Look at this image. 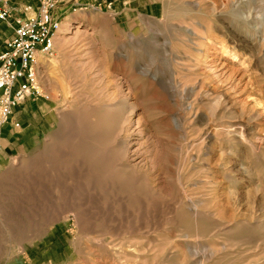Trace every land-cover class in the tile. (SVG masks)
Listing matches in <instances>:
<instances>
[{
    "label": "rangeland",
    "instance_id": "rangeland-1",
    "mask_svg": "<svg viewBox=\"0 0 264 264\" xmlns=\"http://www.w3.org/2000/svg\"><path fill=\"white\" fill-rule=\"evenodd\" d=\"M55 14L48 99L2 146L0 264H264V0H70ZM125 95L143 135L103 110Z\"/></svg>",
    "mask_w": 264,
    "mask_h": 264
},
{
    "label": "built area",
    "instance_id": "built-area-1",
    "mask_svg": "<svg viewBox=\"0 0 264 264\" xmlns=\"http://www.w3.org/2000/svg\"><path fill=\"white\" fill-rule=\"evenodd\" d=\"M33 2L15 8L0 0V22L13 25L12 36L0 49V139L16 106L28 98L48 99L40 85V59L55 55L60 28L55 8L60 0ZM13 126L19 127V123ZM1 152L0 142V157Z\"/></svg>",
    "mask_w": 264,
    "mask_h": 264
},
{
    "label": "crops",
    "instance_id": "crops-1",
    "mask_svg": "<svg viewBox=\"0 0 264 264\" xmlns=\"http://www.w3.org/2000/svg\"><path fill=\"white\" fill-rule=\"evenodd\" d=\"M68 1H70V0H60L59 3H62V2L67 3ZM18 2H19L18 0H14L13 4L15 3V6H13V5H10V6L17 8L18 6L23 5V4H19ZM16 3H18V4H16ZM18 12L20 13V11H18ZM1 23H3V24H1V26H0V41H1L0 49L3 47L4 42L7 39H9L13 34V30H12L13 25L12 24L4 23V22H1ZM4 26L8 28V32H3L1 30V27H4ZM36 99L37 98H28L12 110V114L10 116L8 124H6L2 128L1 139H0L2 146H9L12 143L19 142V140H21L23 138V135H22V137L18 136L19 134H18V131L16 129H19L20 127H22L25 121H29L30 119H32L34 121L33 117L29 115L28 110L37 107V105H38V107L40 106V103L39 104L34 103V100H36ZM27 101H30L29 104H27L28 103ZM19 120H21L23 122L21 125L18 122ZM14 122H18L19 127H14L13 126ZM7 125L10 126L9 135L4 136L3 132L4 131L6 132L5 129H6Z\"/></svg>",
    "mask_w": 264,
    "mask_h": 264
},
{
    "label": "bare ground",
    "instance_id": "bare-ground-1",
    "mask_svg": "<svg viewBox=\"0 0 264 264\" xmlns=\"http://www.w3.org/2000/svg\"><path fill=\"white\" fill-rule=\"evenodd\" d=\"M76 27H78V25L77 26H73V28H76ZM63 28V27H62ZM61 30V29H60ZM83 31V30H82ZM58 42V41H57ZM59 43V42H58ZM222 66V65H221ZM130 74V73H129ZM123 81H125V80H123ZM120 83V82H119ZM125 83H126V81H125ZM124 83V84H125ZM121 84H122V82H121ZM120 84V85H121ZM127 84V83H126ZM119 85V84H118ZM62 86V85H61ZM129 85H127V87H128ZM68 87V86H67ZM62 88V87H61ZM60 88V89H61ZM123 88V87H122ZM67 90V89H66ZM114 91V90H113ZM116 91V90H115ZM123 91V90H122ZM125 92H126V90H125ZM127 92H128V90H127ZM67 93V92H66ZM113 93H115V92H113ZM118 93V92H117ZM120 93V92H119ZM118 93V94H119ZM127 94V93H126ZM97 95V94H96ZM100 95V94H99ZM98 95V96H99ZM115 95V94H114ZM101 96H103L102 94H101ZM106 96H107V94H106ZM109 96V95H108ZM107 96V97H108ZM96 97V96H95ZM100 97V96H99ZM105 97V96H104ZM110 97H111V95H110ZM119 97V96H118ZM115 98H116V96H115ZM122 98V97H121ZM108 100V99H107ZM121 101L117 104V107L116 106H114V104L113 105H108L107 104V102H106V105H108V106H103V110L105 111V110H111V112L113 111V110H115V108H117V110H116V114H117V112H118V110H120L121 112H119L118 114H117V121L119 122V126H125V124H126V122H128L129 120H128V118H127V116L128 115H133V114H136V104L135 103H129L130 101H128V95L126 96H124L122 99H120ZM136 102V101H135ZM97 105V104H96ZM99 105V104H98ZM116 105V104H115ZM63 106V105H62ZM68 106V105H67ZM113 107H115L113 110H112V108ZM138 108V107H137ZM42 109H46V107L45 106H42ZM64 110V109H63ZM103 110H102V112H103ZM125 110V111H124ZM106 113H107V111H105ZM104 112V113H105ZM103 114V113H102ZM114 114V113H113ZM112 114V115H113ZM104 115H107V114H104ZM140 116V115H139ZM138 116V117H139ZM114 117H115V115H114ZM136 118L133 122H132V124H134L133 126H134V128L133 129H137L141 134L143 133V131H144V129L142 128H140V119L139 118ZM109 118V117H108ZM108 118H107V120H108ZM110 120V122H111V120H113L112 119V117H111V119H109ZM112 122H114V121H112ZM130 122V121H129ZM129 122H128V124H129ZM114 124V123H113ZM117 124V123H116ZM115 124V125H116ZM131 124V123H130ZM129 124V125H130ZM131 124V125H132ZM145 124V123H144ZM88 125V124H87ZM76 127V126H75ZM84 127V126H83ZM85 128V127H84ZM83 128V129H84ZM122 128V127H121ZM123 128H126V126L125 127H123ZM128 129H129V127H127ZM146 130V129H145ZM19 132V131H18ZM124 132V131H123ZM125 133V132H124ZM130 133V132H129ZM126 135V134H125ZM143 135V134H142ZM87 136V135H86ZM128 136H129V134H128ZM150 136V135H149ZM155 136V135H154ZM118 137V136H117ZM114 140V142H116L117 140H118V138H117V140L115 141V139H113ZM125 140V139H124ZM130 141V140H129ZM132 141V140H131ZM126 142V140H125V142H123V144H122V141H121V144L123 145V150L122 151H124V152H127V150H129V148H130V145L131 144H133L134 142L132 141V142ZM154 141V140H153ZM155 142V141H154ZM153 142V143H154ZM62 144V143H61ZM114 145V144H113ZM153 145V144H152ZM99 146V145H98ZM142 146V145H141ZM148 146V145H147ZM136 148H137V146H136ZM142 149V148H141ZM149 149H150V147H149ZM158 149V148H157ZM135 152V151H134ZM155 153V152H154ZM120 154V153H119ZM126 155V154H125ZM153 155V154H152ZM115 156V155H114ZM155 156V155H154ZM109 157V156H108ZM111 157V156H110ZM103 158V157H102ZM114 158V157H113ZM123 158V157H122ZM141 158V157H140ZM154 159V158H153ZM34 160V159H33ZM37 160V159H36ZM140 160V159H139ZM1 161V160H0ZM129 161V160H128ZM116 163H114V165H115ZM130 165V164H129ZM136 165V164H135ZM134 165V166H135ZM117 166V165H116ZM121 167V166H120ZM136 167V166H135ZM127 171V170H126ZM110 175V174H109ZM71 186V185H70ZM95 186V185H94ZM94 189H95V187H94ZM151 189V188H150ZM76 190V189H75ZM80 190H82V188L80 189ZM96 191V190H95ZM98 191V190H97ZM71 192V191H70ZM76 192V191H75ZM74 192V193H75ZM74 193H71V194H74ZM88 193H91V192H88ZM87 192H86V194H88ZM96 193V192H95ZM82 194V193H81ZM93 194V193H92ZM85 195V194H84ZM90 195V194H89ZM87 196V195H86ZM86 196H83V197H85V198H87L88 200L90 199V197H86ZM94 196H95V194H94ZM81 199H83L82 197H81ZM86 200V199H85ZM84 200V201H85ZM98 200V199H97ZM96 200V201H97ZM99 201V200H98ZM81 203V202H80ZM91 203V202H90ZM194 205V204H193ZM101 206V205H100ZM74 207V206H73ZM88 207V206H87ZM93 207V206H92ZM71 209V208H70ZM82 209H83V207H82ZM92 209V208H91ZM91 209H90V211H91ZM98 209V208H97ZM190 211V210H189ZM88 212V211H87ZM109 212V211H108ZM102 214V213H101ZM109 214V213H108ZM197 214V213H196ZM91 215H92V213H91ZM113 215V214H112ZM195 214H193V216H194ZM107 216V215H106ZM196 216V215H195ZM199 216V215H198ZM90 217V216H89ZM116 220V219H115ZM186 236V235H185ZM196 236V235H195ZM199 237V236H198ZM132 250V249H131ZM133 251V250H132ZM190 252V251H189ZM121 255V254H120ZM125 256V255H124ZM190 258V257H189ZM134 259V258H133ZM118 261V260H117ZM125 261V260H124Z\"/></svg>",
    "mask_w": 264,
    "mask_h": 264
}]
</instances>
